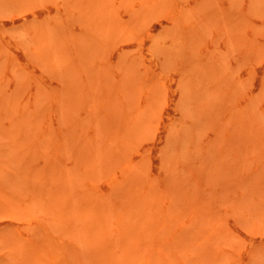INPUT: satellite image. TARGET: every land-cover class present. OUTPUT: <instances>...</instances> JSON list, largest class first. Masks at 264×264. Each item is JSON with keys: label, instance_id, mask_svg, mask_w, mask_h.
Listing matches in <instances>:
<instances>
[{"label": "rangeland", "instance_id": "374dc122", "mask_svg": "<svg viewBox=\"0 0 264 264\" xmlns=\"http://www.w3.org/2000/svg\"><path fill=\"white\" fill-rule=\"evenodd\" d=\"M0 264H264V0H0Z\"/></svg>", "mask_w": 264, "mask_h": 264}]
</instances>
